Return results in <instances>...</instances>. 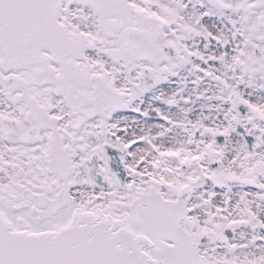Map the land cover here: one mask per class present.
<instances>
[{
    "label": "snow or ice",
    "instance_id": "snow-or-ice-1",
    "mask_svg": "<svg viewBox=\"0 0 264 264\" xmlns=\"http://www.w3.org/2000/svg\"><path fill=\"white\" fill-rule=\"evenodd\" d=\"M0 264H264V0H0Z\"/></svg>",
    "mask_w": 264,
    "mask_h": 264
}]
</instances>
